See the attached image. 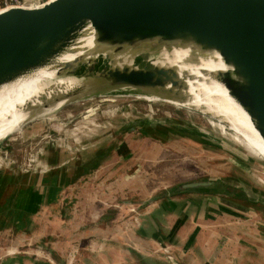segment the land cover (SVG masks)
<instances>
[{
  "label": "rangeland",
  "instance_id": "obj_1",
  "mask_svg": "<svg viewBox=\"0 0 264 264\" xmlns=\"http://www.w3.org/2000/svg\"><path fill=\"white\" fill-rule=\"evenodd\" d=\"M156 50V46L142 43L124 47L118 56H126L130 64L137 61L152 64ZM115 56L116 53L111 56L113 59L110 62L117 65L119 61ZM55 92L41 99L37 117L24 122L0 139V172L20 175L22 184L31 183L37 174L57 173L60 189L54 191V200L50 201L47 197L48 205L53 207L42 208L36 215L21 214L18 218L21 221L20 228L0 227V244L5 242L7 249L12 250L40 249V252H44L47 248L45 237L50 230L47 225H55L61 218L66 221L68 215L76 220L85 215L86 224L83 225L99 224L98 231L103 235L101 241L107 240L104 236L115 232L119 243L127 237L125 240L128 243L141 249L132 228L137 224L140 211L154 203V200H149L150 197L181 182L225 177L238 183L236 187L233 185V189H238L240 193L247 191L249 196L237 192L238 195L230 196L229 201L225 202L229 204V210H225L229 212L226 217L218 216L221 213L219 211L211 216L212 223L218 220L226 225L215 236L218 235L221 240L228 238V241L236 244L229 246L228 252L223 253L226 257L223 264H228L231 254H237L236 249L243 250V255H257L254 250L247 254L248 251L243 249L244 245L239 241L238 235L240 237L244 231L240 227L241 222H247L245 229L259 231L261 247L264 249V141L258 133L241 131L207 113L163 100L162 97H145L143 95L148 93L140 87L122 85L92 93L84 92L57 108L58 102L70 96L64 94L60 99V95L54 96ZM158 129H172L166 135L168 139L161 140L152 134ZM104 142L110 143L109 146L101 145ZM110 156H114L116 164L110 173L115 171L116 166L118 173H124L118 175L117 181H110L112 185H107L108 189L103 185L102 191L109 194V187H112L116 195L111 197V201L99 203L98 207H107L104 212H100L101 215L97 213V208L96 211L92 208L90 212L89 206L80 207L86 210L77 213L79 204L76 192L75 196H71L74 207L61 204L59 196L65 181L62 182L60 177L81 170L79 165H75L78 159L89 163L98 158L103 162ZM3 219L6 221L4 225H9L12 220L8 212ZM83 219L77 220L78 223ZM262 220L263 228L256 223ZM111 223L116 224V228L112 229L109 226ZM35 224L40 235L37 238H23L30 231L29 225ZM24 225L29 228L24 229ZM233 225H240V230L237 231ZM76 228L74 231L81 232ZM90 230L79 237L74 235L71 244H67L64 249L67 262H74L77 255L83 256L81 254L84 251L95 247L97 241L89 236ZM69 239L67 237L65 240ZM164 239V236H159V240ZM238 242L243 246H238ZM146 246L144 251L154 255L144 261L134 256L135 263L180 264L172 246L166 247L158 241ZM120 247L119 255L122 254ZM55 255L57 258V253Z\"/></svg>",
  "mask_w": 264,
  "mask_h": 264
},
{
  "label": "water",
  "instance_id": "obj_2",
  "mask_svg": "<svg viewBox=\"0 0 264 264\" xmlns=\"http://www.w3.org/2000/svg\"><path fill=\"white\" fill-rule=\"evenodd\" d=\"M87 24L95 40L114 51L175 42L216 49L227 68L215 71V78L247 111L264 141V0H47L10 6L0 10V82L50 60ZM112 59L90 63L70 95L122 85L163 97L180 94L174 86L183 82L173 66L119 67ZM233 185L238 183L229 178L207 177L178 183L149 200L180 191L234 196L239 190Z\"/></svg>",
  "mask_w": 264,
  "mask_h": 264
},
{
  "label": "crops",
  "instance_id": "obj_3",
  "mask_svg": "<svg viewBox=\"0 0 264 264\" xmlns=\"http://www.w3.org/2000/svg\"><path fill=\"white\" fill-rule=\"evenodd\" d=\"M103 144L109 146L110 143H101V145ZM87 158H89V155ZM114 160V156H110L103 162L98 158L89 163H84L82 159H78L75 165H79L81 170L60 177L62 182L65 181V184L61 185L62 189L59 196L61 204L74 207L75 203L72 201L71 196L76 195L78 197L76 201L79 204L77 208L79 212L77 213L85 212L86 209L81 210L80 207L89 206L88 210L90 209V212L92 208L95 211L97 208V213L101 215L100 212H104L107 207H104L106 205L98 207L99 203L107 200L111 201V197L116 195L113 194L115 192L112 187H109L111 191L109 194L102 191L103 185L108 189L107 185H112L110 181H117L118 175L124 173L123 171L118 173L117 166L115 171L110 173L116 165ZM49 162L51 161L49 160ZM21 180L20 175L14 173L6 175L5 172H0L1 228L5 226L8 229L20 228L21 221L18 218L21 214L36 215L42 208L53 207V205H48V201L54 200V191L60 189L57 173H52V175L37 174L31 183L26 184H22ZM47 197H49V200H47ZM229 198L230 196L221 193L202 191L170 192L158 197L157 202L154 200V203L150 204L148 209L140 211L141 214L139 212L140 216L137 217V224L132 228L134 238L137 239V244L141 245V249H136L132 243H128V240H125L127 237L119 243L115 232L109 234L108 237L104 236L107 240L101 241L100 238H103V235L98 231V223L85 226L83 225L85 215L77 219L81 220L84 217L82 221H79L80 223L75 218L72 219L71 215H68L69 219L66 221L61 218L56 221L55 225L50 227L47 225V229L50 230L45 237L47 248L44 252H40V249L38 251L37 249L29 251L7 249V243L1 242L0 264H137L134 262V256H138L139 260L144 261L149 259L150 255H154L148 253L149 251H144L145 247H148L146 245L154 241L164 243L166 247L172 246L173 253L178 255L180 264H223L226 259L224 254L228 252V247L236 244L228 241V238L224 237L221 240V237L215 236V234H218V230L225 229L226 225L223 222H218V220L212 223L211 216L216 215L219 211L221 213L218 216L226 217L229 212L225 210H229V204L225 202L229 201ZM71 211H74V209ZM7 212L12 220L9 225H4L6 221L3 218ZM93 218L95 219L96 216L94 215ZM246 223L241 222L239 223L241 226L233 225V227L237 231L240 230V227L244 228L243 234L240 237L238 235L239 241L244 245L243 249L248 251L247 254H250V250H254V252L257 251V255H243V250L236 249L237 254L229 256L228 264H264V249L260 243L262 240L261 234L259 231H254V229H245ZM256 223H259L263 228V220L261 223L260 221H256ZM115 225L111 223L109 226L114 229L116 228ZM26 227H30V231L23 238H26V236L37 238L40 235V231H37V224L29 225V227L28 225L23 226L24 229ZM76 227L81 232L74 231ZM89 230L91 232H89V236L94 237L97 241L95 247L93 249L89 248L86 252L84 251L81 254L83 256L77 255L74 262H67L65 257L67 253L64 250L67 244H71L74 235L79 237L85 235ZM239 233L241 234V232ZM159 236H164L165 239L161 241ZM67 237L70 238L68 241L65 240ZM120 245L123 247V250L120 247L121 255L118 254ZM243 245L239 244L238 246L242 247ZM55 253H57V258Z\"/></svg>",
  "mask_w": 264,
  "mask_h": 264
},
{
  "label": "bare ground",
  "instance_id": "obj_4",
  "mask_svg": "<svg viewBox=\"0 0 264 264\" xmlns=\"http://www.w3.org/2000/svg\"><path fill=\"white\" fill-rule=\"evenodd\" d=\"M94 37L93 27L87 24L72 43L50 60L0 82V139L6 133L18 129L24 122L37 117L44 96L56 91L54 96L60 95V99L64 94L72 97L70 94L73 89L82 81L79 74L85 71L90 63H103L115 53V58L119 61L116 66L119 67L120 63L149 68L158 64L173 66L176 69L183 82L182 86H174L180 93L178 96L163 97L152 92L143 96L162 97L163 100L207 113L241 131L259 134L247 111L225 85L215 78V71L227 68L216 49H200L179 42L161 44L157 47L154 63L151 65L144 62L142 65L138 62L130 64L126 56H118L121 48L114 51L112 47L97 42ZM68 99L58 102L56 108ZM259 136L261 137L260 134ZM262 144L264 146V142Z\"/></svg>",
  "mask_w": 264,
  "mask_h": 264
},
{
  "label": "built area",
  "instance_id": "obj_5",
  "mask_svg": "<svg viewBox=\"0 0 264 264\" xmlns=\"http://www.w3.org/2000/svg\"><path fill=\"white\" fill-rule=\"evenodd\" d=\"M47 0H0V10L10 6L22 5L33 6L44 3Z\"/></svg>",
  "mask_w": 264,
  "mask_h": 264
},
{
  "label": "trees",
  "instance_id": "obj_6",
  "mask_svg": "<svg viewBox=\"0 0 264 264\" xmlns=\"http://www.w3.org/2000/svg\"><path fill=\"white\" fill-rule=\"evenodd\" d=\"M172 129H168V131H163L161 129L155 130V132H152V134H154V136L156 135L157 137H159V139L161 140H166L168 139V137H166V135L170 134ZM179 134L181 133L180 131H178ZM170 139V137H169Z\"/></svg>",
  "mask_w": 264,
  "mask_h": 264
}]
</instances>
